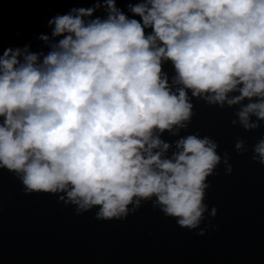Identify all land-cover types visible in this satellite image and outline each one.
Here are the masks:
<instances>
[{
	"label": "clouds",
	"instance_id": "9594fccd",
	"mask_svg": "<svg viewBox=\"0 0 264 264\" xmlns=\"http://www.w3.org/2000/svg\"><path fill=\"white\" fill-rule=\"evenodd\" d=\"M47 23L46 54L0 42V171L77 215L123 221L151 202L205 235L209 178L233 165L187 132L194 100L235 108L245 131L264 125V0H92ZM252 152L264 165V136Z\"/></svg>",
	"mask_w": 264,
	"mask_h": 264
},
{
	"label": "water",
	"instance_id": "95a60500",
	"mask_svg": "<svg viewBox=\"0 0 264 264\" xmlns=\"http://www.w3.org/2000/svg\"><path fill=\"white\" fill-rule=\"evenodd\" d=\"M92 0H0V42L3 46L44 51L39 39L50 36L47 21L72 6ZM123 7V5H121ZM170 77L173 69L165 64ZM197 115L187 132L213 136L218 151L231 155L233 172L223 164L210 177L205 199L208 211L196 230L180 228L145 203L123 221H101L95 210L77 215L56 196L25 194L20 181L0 171V264H264V165L251 159L253 145L264 136V125L253 131L233 126L235 108L220 110L195 101ZM238 107V106H236ZM182 130L180 135H186ZM173 144L179 137L165 132ZM237 138L246 141L245 154L234 149ZM218 209L215 217L211 208ZM219 225L214 230L209 225Z\"/></svg>",
	"mask_w": 264,
	"mask_h": 264
}]
</instances>
